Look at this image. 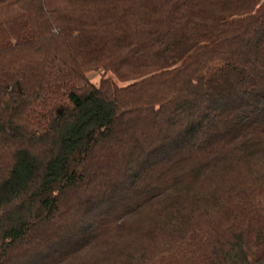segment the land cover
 I'll return each mask as SVG.
<instances>
[{
	"label": "trees",
	"instance_id": "1",
	"mask_svg": "<svg viewBox=\"0 0 264 264\" xmlns=\"http://www.w3.org/2000/svg\"><path fill=\"white\" fill-rule=\"evenodd\" d=\"M263 191L264 0H0V264H264Z\"/></svg>",
	"mask_w": 264,
	"mask_h": 264
},
{
	"label": "rangeland",
	"instance_id": "2",
	"mask_svg": "<svg viewBox=\"0 0 264 264\" xmlns=\"http://www.w3.org/2000/svg\"><path fill=\"white\" fill-rule=\"evenodd\" d=\"M102 73H96L91 75V81L93 83L99 84L100 80L103 78ZM257 202L264 203V191L256 197ZM245 211V210H244ZM264 211V210H263ZM235 215L242 216L244 220L252 223L253 235L255 236L256 241L259 243L260 248H264V212L262 208L256 205L249 206L246 208L245 213L232 211Z\"/></svg>",
	"mask_w": 264,
	"mask_h": 264
}]
</instances>
